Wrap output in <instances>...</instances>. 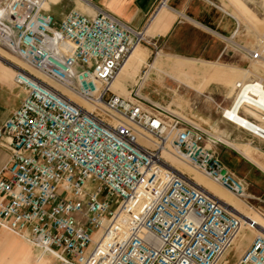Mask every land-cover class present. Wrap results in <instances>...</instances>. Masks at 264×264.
Instances as JSON below:
<instances>
[{"label":"built area","instance_id":"1","mask_svg":"<svg viewBox=\"0 0 264 264\" xmlns=\"http://www.w3.org/2000/svg\"><path fill=\"white\" fill-rule=\"evenodd\" d=\"M169 2L159 0L153 17ZM56 4L0 0V46L27 67L6 61L26 96L0 128V141L11 140L0 229L53 264H223L246 230L256 236L236 264H264L257 220L169 159L253 210L247 185L217 152L219 139L143 98L150 67L129 97L114 92L132 53L148 43L146 30L100 7L58 22ZM248 57L264 60V33Z\"/></svg>","mask_w":264,"mask_h":264},{"label":"crops","instance_id":"2","mask_svg":"<svg viewBox=\"0 0 264 264\" xmlns=\"http://www.w3.org/2000/svg\"><path fill=\"white\" fill-rule=\"evenodd\" d=\"M52 1L57 2L56 5L52 6V14L58 22L63 20L66 14L72 10H78L91 16L95 14L94 8L100 7L134 29L146 30L148 43L141 46L145 62L149 61L156 52L152 45L155 43L158 44V51L167 60L168 58H179L188 61L185 72L206 75L203 76L204 79L199 85L204 90V93L200 92V94L205 95L215 104L216 112L211 115L218 116V119L215 122L211 121L209 117L200 112L199 106L194 102L190 114L191 119L186 121L216 138L217 135L224 136L232 141V143L228 141L230 145L234 143L248 146L233 139V136L228 133V129L222 127V123L229 122L221 114V111L225 110L223 102H220V99L215 101L211 97L220 98L224 94L220 91L223 87L221 82L216 81L221 74L220 70L216 68V63L231 58L229 65H227L229 67L228 72L234 73L235 71L244 72L245 70L241 67L245 68L247 61L244 60L245 63L241 64L239 49L247 35L249 38L251 37V32L248 26L246 28L242 27L246 24L238 18L236 15L238 11L234 5L230 4L229 0H170L169 8L161 10L154 17L153 11L159 0ZM237 1L244 4L242 0ZM248 59L251 61L249 57ZM135 69L124 82V88L128 92L134 86L138 77V75L134 77ZM248 72L251 73V71ZM208 74H210V78ZM14 78L15 69L13 66L6 64V60L2 58L0 60V128L21 105L26 96L25 90L16 85ZM231 87L237 90L233 84ZM176 100L178 99L176 98ZM183 101L181 97L180 102ZM243 115L252 122L262 123L250 111L243 110ZM204 120L209 121L210 124H204ZM10 143L9 138L0 141V172L10 159ZM243 160L248 161V158L241 152H237L236 157H233V166L236 162L239 165ZM249 163L252 164L251 160H249ZM251 195L257 196L256 194ZM251 204L254 203L251 202ZM253 208L255 209L254 206ZM13 236L18 238L15 235ZM0 264H46V261L44 259L36 260L34 263L31 258L30 247L18 240H13L4 233V230L0 229Z\"/></svg>","mask_w":264,"mask_h":264},{"label":"rangeland","instance_id":"3","mask_svg":"<svg viewBox=\"0 0 264 264\" xmlns=\"http://www.w3.org/2000/svg\"><path fill=\"white\" fill-rule=\"evenodd\" d=\"M229 2L236 7L238 11L236 15L238 18L246 24L242 27L246 28V26H248V29L251 32V37L249 38L247 35L246 39L242 41L240 45L241 48L239 49V59L241 60V64H244V60H247L245 68L241 67V69L245 70L244 72H228L229 67L227 65H229L231 58H226L223 62L216 63V68L221 72L216 81L221 82V86L223 87L220 91L224 92V94L220 98L214 96L211 97L215 101L220 99V102H223V108L225 110L232 105L237 94V90H234V88L231 87L232 84L235 86L236 82L243 83L244 80V82H260L264 85V60L260 62H251L248 59V52L257 48L260 36L264 33V0H242V3L244 4H240L237 0H229ZM4 50L5 49L0 46V60L4 58L11 64L27 68L19 58L11 54L8 55ZM145 61L146 60H143V53H140L135 58L130 70L120 79V83L125 82L127 76L132 74L136 67L138 68L135 69L134 77L137 75L138 77L141 76L145 69L150 67V71L148 72L149 76L147 77L145 87H142L141 92V95L145 100L156 106L162 107L185 120L191 119L190 114L193 106L192 104L196 102L197 106H199L198 109L200 112L209 117L211 121L213 120L215 122L216 119H218V116L211 115L216 112L215 104L205 95L200 94V92L204 93V90L203 88H200L199 85L204 79L203 76L206 75H196L195 73L185 72L188 61L179 58H168L167 60V58L163 57V54L159 51L155 52L149 61ZM248 71H251V73ZM208 75L210 78V74ZM135 86L136 83L129 89V94ZM232 89L233 91H231ZM128 96L130 95L124 97ZM180 96L184 100L182 103L180 102ZM176 98L178 100H176ZM221 112V114H223L224 110ZM204 124H210V122L204 120ZM262 124H264V122H262ZM222 127L228 129V133L233 136V139L248 145L244 146L234 143L230 145L229 142L232 143V141H229L222 135H217V138L221 142L219 143L220 145L218 144L217 146L219 156L231 171L247 185L249 194L257 195L256 197L253 196L255 199L252 200L254 203L252 205L255 209L253 208V210H249L244 202L237 199L190 166L175 158L170 157L169 159L177 169L208 187L219 198L231 204L242 214L251 216L256 220L260 218L264 219V141L234 124L227 123V121L222 123ZM237 152L244 154L248 158V161L243 160L239 165L236 162L233 166V157H236ZM249 160H251L252 164L249 163ZM4 233L10 236L13 240H18L22 242V244L28 245L31 249V258L34 263L36 262L35 251L27 241L16 238L5 231ZM255 236V232L253 233L244 230L233 249L224 259L223 264H236ZM44 260L46 261V264H53L50 259Z\"/></svg>","mask_w":264,"mask_h":264},{"label":"bare ground","instance_id":"4","mask_svg":"<svg viewBox=\"0 0 264 264\" xmlns=\"http://www.w3.org/2000/svg\"><path fill=\"white\" fill-rule=\"evenodd\" d=\"M4 51L8 55L10 54L6 50H4ZM140 53H142V47L137 48L132 53L130 59L125 64V66L121 70L120 74L118 75L117 79L113 83L112 88H113L114 92H116L117 94H119L121 96L130 95L128 91H125L124 82L120 83V79L123 77V75L126 72H128L130 70L135 58ZM258 62H260V61H258ZM238 83H240V82H236L235 88L237 87ZM241 84L243 86V89H241L239 91L237 90V94H236L235 101H234L233 105L230 108L224 110V112H226L227 120L229 122H231L232 124L240 127L241 129H243V130H245V131H247V132H249V133H251V134H253V135L264 140V124L252 122L251 120H249L246 117L241 115V110H246L247 112L250 111V113H252L260 122H262V120H263L262 112H264V85L262 83L256 82V81L243 82ZM231 91H233V89ZM249 108H251L252 110H250ZM260 152L263 153L262 151H260ZM197 183L200 186H202L205 190H207L210 194H213L215 197L219 198L208 187L204 186L200 182H197ZM219 199L222 200L221 198H219ZM223 202L227 206L232 207V205L229 204L228 202H225V201H223ZM263 220L264 219L260 218V219H257V222L261 226L260 232L264 234Z\"/></svg>","mask_w":264,"mask_h":264}]
</instances>
